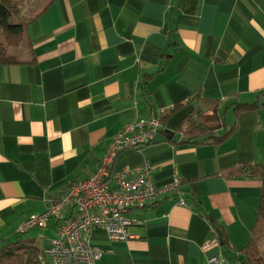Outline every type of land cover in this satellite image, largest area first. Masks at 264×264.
<instances>
[{
	"label": "crops",
	"instance_id": "1",
	"mask_svg": "<svg viewBox=\"0 0 264 264\" xmlns=\"http://www.w3.org/2000/svg\"><path fill=\"white\" fill-rule=\"evenodd\" d=\"M26 41L30 64L0 65V238H31L41 250L61 220L26 234L21 225L95 172L127 124L161 120L193 94L206 113L234 94L264 102L256 98L264 92V0H53L26 27ZM193 107L162 119L153 144L114 158L110 173L148 164L157 186L173 177L180 184L129 212L140 223L128 228L131 239L111 242L93 229L97 264H209L217 253L242 264L261 183L222 174L264 164V106L232 116L237 130L219 145L188 143L178 132ZM208 215L228 243L204 250L214 236Z\"/></svg>",
	"mask_w": 264,
	"mask_h": 264
},
{
	"label": "built area",
	"instance_id": "2",
	"mask_svg": "<svg viewBox=\"0 0 264 264\" xmlns=\"http://www.w3.org/2000/svg\"><path fill=\"white\" fill-rule=\"evenodd\" d=\"M161 127L158 117L127 124L114 137L95 172L76 181L58 198L46 199L44 213L21 225L19 231L23 234L34 227H45L49 219L61 220L56 236L42 250L43 261L48 264H97L102 252L89 242L88 235L93 229L105 231L111 242L127 241L133 237L128 228L140 225L129 217V212L152 205L158 198L176 192L180 179L173 177L170 182L157 186L150 178L152 167L148 164L110 173L112 162L119 153L153 144ZM67 210H72V217L64 221L62 213ZM219 246L214 235L205 241L202 249ZM208 263L226 264V260L217 253L208 258Z\"/></svg>",
	"mask_w": 264,
	"mask_h": 264
},
{
	"label": "trees",
	"instance_id": "3",
	"mask_svg": "<svg viewBox=\"0 0 264 264\" xmlns=\"http://www.w3.org/2000/svg\"><path fill=\"white\" fill-rule=\"evenodd\" d=\"M52 1L50 0L34 16L26 18L23 15L25 10L23 0H0V65L30 64L33 61L32 58L25 57L30 52V47L26 41V27ZM256 95L257 99L264 98L263 91L256 93ZM229 98L230 101H233L229 102L223 110L219 108L221 101H212L215 103V107L211 112L206 113L198 106V101L206 100L193 94L183 105H175L167 112H163L161 121L175 110L193 103L194 107L181 121L178 132L185 137V142L188 143L219 145L230 138L238 127L236 122L230 126L225 124L224 116L228 108L231 109V114L235 119L242 113L260 111L264 106V102L259 103L258 100L250 103L240 102L237 94L230 95ZM220 128L223 129V133L218 135L216 131ZM222 176L226 178L256 179L261 183L254 223L249 240L241 250L243 256L241 262L242 264H264V245H260V242L264 241V164H243L225 170ZM76 181L78 180L72 181L69 186L76 183ZM205 218L208 219L210 229L220 245H226L228 240L223 230L212 221L211 216L208 215ZM41 254L42 250L31 238H18L15 240L0 238V264H48L47 261L41 259Z\"/></svg>",
	"mask_w": 264,
	"mask_h": 264
},
{
	"label": "rangeland",
	"instance_id": "4",
	"mask_svg": "<svg viewBox=\"0 0 264 264\" xmlns=\"http://www.w3.org/2000/svg\"><path fill=\"white\" fill-rule=\"evenodd\" d=\"M23 1L25 4V10L23 12V15L26 18H28L34 12L33 9H37L38 6H41L43 2L48 1V0H23ZM232 119H233V117L231 114V109L228 108V110L226 111V114H225V122H226L227 126H229L232 123ZM38 245H41V244L38 243Z\"/></svg>",
	"mask_w": 264,
	"mask_h": 264
},
{
	"label": "bare ground",
	"instance_id": "5",
	"mask_svg": "<svg viewBox=\"0 0 264 264\" xmlns=\"http://www.w3.org/2000/svg\"><path fill=\"white\" fill-rule=\"evenodd\" d=\"M179 203H180L181 205H185V201H184L183 199H181V198L179 199ZM63 214H64V212L62 213V216H63ZM71 217H72V214L69 213L68 216H65V215H64L63 220H64V221H67V220L71 219Z\"/></svg>",
	"mask_w": 264,
	"mask_h": 264
}]
</instances>
